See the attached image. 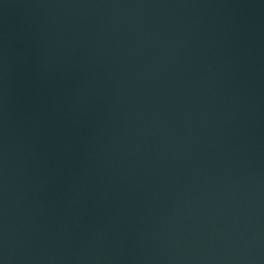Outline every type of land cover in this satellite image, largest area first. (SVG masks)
Instances as JSON below:
<instances>
[{
  "label": "water",
  "instance_id": "95a60500",
  "mask_svg": "<svg viewBox=\"0 0 264 264\" xmlns=\"http://www.w3.org/2000/svg\"><path fill=\"white\" fill-rule=\"evenodd\" d=\"M0 264H264V0H0Z\"/></svg>",
  "mask_w": 264,
  "mask_h": 264
}]
</instances>
